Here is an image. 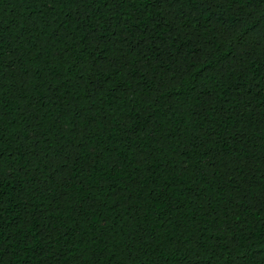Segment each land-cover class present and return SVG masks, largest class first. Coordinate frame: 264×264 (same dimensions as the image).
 <instances>
[{
  "label": "trees",
  "instance_id": "16d2710c",
  "mask_svg": "<svg viewBox=\"0 0 264 264\" xmlns=\"http://www.w3.org/2000/svg\"><path fill=\"white\" fill-rule=\"evenodd\" d=\"M0 264H264V0H0Z\"/></svg>",
  "mask_w": 264,
  "mask_h": 264
},
{
  "label": "snow or ice",
  "instance_id": "6c2138e0",
  "mask_svg": "<svg viewBox=\"0 0 264 264\" xmlns=\"http://www.w3.org/2000/svg\"><path fill=\"white\" fill-rule=\"evenodd\" d=\"M77 2H80V0H77ZM160 0H154L155 4H159ZM191 4L194 6H198V7H203L204 4V0H190ZM104 6H107V0H104ZM97 33H99L100 38H103V36L105 35V30L101 27L95 30ZM91 35V34H90ZM107 35H111V33H107ZM91 44H97V37L95 35L91 36V39L89 41ZM97 47H99V45L97 44ZM243 55V53H242ZM207 67V64L205 65Z\"/></svg>",
  "mask_w": 264,
  "mask_h": 264
}]
</instances>
